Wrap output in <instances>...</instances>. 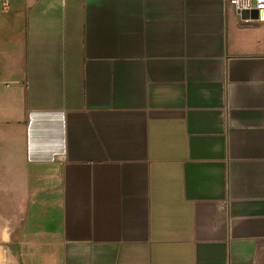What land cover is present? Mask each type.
Returning <instances> with one entry per match:
<instances>
[{
    "label": "crops",
    "instance_id": "1",
    "mask_svg": "<svg viewBox=\"0 0 264 264\" xmlns=\"http://www.w3.org/2000/svg\"><path fill=\"white\" fill-rule=\"evenodd\" d=\"M0 264H264V15L0 0Z\"/></svg>",
    "mask_w": 264,
    "mask_h": 264
},
{
    "label": "built area",
    "instance_id": "2",
    "mask_svg": "<svg viewBox=\"0 0 264 264\" xmlns=\"http://www.w3.org/2000/svg\"><path fill=\"white\" fill-rule=\"evenodd\" d=\"M229 4H231L234 9L242 14L244 10H254L257 9L260 13V17H262V13H264V0H226ZM7 7V4L4 5V8ZM264 15V14H263Z\"/></svg>",
    "mask_w": 264,
    "mask_h": 264
},
{
    "label": "water",
    "instance_id": "3",
    "mask_svg": "<svg viewBox=\"0 0 264 264\" xmlns=\"http://www.w3.org/2000/svg\"><path fill=\"white\" fill-rule=\"evenodd\" d=\"M241 15L243 18H258L260 16L259 11L257 9H254L251 11L244 10ZM262 16H263V14H262Z\"/></svg>",
    "mask_w": 264,
    "mask_h": 264
}]
</instances>
